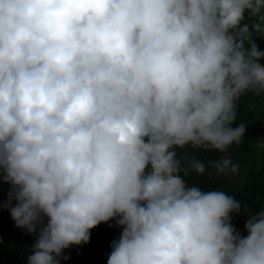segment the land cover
<instances>
[{
  "label": "clouds",
  "instance_id": "clouds-1",
  "mask_svg": "<svg viewBox=\"0 0 264 264\" xmlns=\"http://www.w3.org/2000/svg\"><path fill=\"white\" fill-rule=\"evenodd\" d=\"M254 37L264 0H0L2 207L28 233L47 218L26 264L113 219L107 264H264V210L241 237V203L189 185L205 164L178 157L243 142L239 101L264 96Z\"/></svg>",
  "mask_w": 264,
  "mask_h": 264
},
{
  "label": "trees",
  "instance_id": "trees-1",
  "mask_svg": "<svg viewBox=\"0 0 264 264\" xmlns=\"http://www.w3.org/2000/svg\"><path fill=\"white\" fill-rule=\"evenodd\" d=\"M254 42L258 45L259 50L264 51V38L254 37ZM252 97L257 104L256 113L264 118V96L249 93L241 97L239 101L233 127L242 123L240 114L245 107L244 103ZM259 133L260 143H255L253 140L251 144L244 136L240 145L233 144L224 152L191 146L178 150V157L185 167H189L193 159L205 164L204 174H198L189 168V173L185 176L189 185L198 186L203 190L223 191L241 203L240 212L230 213L231 224L238 221L242 226L248 219L250 211L259 210V199L264 197V129H261ZM224 157L230 158L233 164L238 165L237 172L228 175L216 173L211 165ZM10 188L11 185L5 183L2 174H0V264H26L28 255L32 253L35 237L38 235L40 227L47 224V218L41 217V223L38 225L36 233H28L26 229L17 228L8 208L2 207L8 202ZM16 203L13 200L11 206H15ZM60 264L89 263L85 258L80 257Z\"/></svg>",
  "mask_w": 264,
  "mask_h": 264
},
{
  "label": "rangeland",
  "instance_id": "rangeland-1",
  "mask_svg": "<svg viewBox=\"0 0 264 264\" xmlns=\"http://www.w3.org/2000/svg\"><path fill=\"white\" fill-rule=\"evenodd\" d=\"M244 105L245 107L241 111L240 117L246 128L245 138L251 144L253 140L255 143H260L259 131L264 129V118L256 113L257 104L254 102L253 97L249 101H246ZM259 205V210L250 211L248 216L264 210V197H260ZM245 224L246 222L241 226L238 221L232 223V226L241 237L248 235ZM122 231L123 227L117 224L116 219L110 220L107 223H100L95 228L90 229V241L88 243L72 245L63 250V256H67L68 259L65 260L62 256L60 263L82 257L89 264H107L108 257L112 251V244L114 241L119 240Z\"/></svg>",
  "mask_w": 264,
  "mask_h": 264
}]
</instances>
